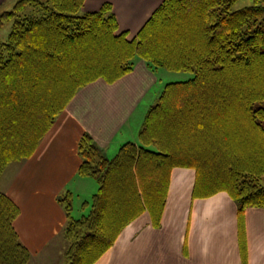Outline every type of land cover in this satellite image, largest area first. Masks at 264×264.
<instances>
[{
  "label": "trees",
  "instance_id": "16d2710c",
  "mask_svg": "<svg viewBox=\"0 0 264 264\" xmlns=\"http://www.w3.org/2000/svg\"><path fill=\"white\" fill-rule=\"evenodd\" d=\"M84 1L17 0L0 14V27L13 19L0 39V175L34 153L80 88L115 82L135 58L194 76L166 83L140 142L122 144L113 157L82 136L78 173L99 187L79 218L71 193L60 197L66 264H95L144 212L160 225L176 167L196 171L194 196L226 191L240 212L264 207V0L239 9L237 0H163L133 40L119 31L111 3L85 12ZM19 214L0 191V264L30 260L14 227Z\"/></svg>",
  "mask_w": 264,
  "mask_h": 264
},
{
  "label": "crops",
  "instance_id": "0c3cea01",
  "mask_svg": "<svg viewBox=\"0 0 264 264\" xmlns=\"http://www.w3.org/2000/svg\"><path fill=\"white\" fill-rule=\"evenodd\" d=\"M162 1L85 0L82 9L98 11L110 2L120 30L132 37ZM7 2L0 0V12ZM156 71L137 59L115 82L99 78L83 86L34 153L9 163L0 175V191L20 208L14 227L30 250V264H51V254H60L68 221L60 197L71 193L72 215L79 218L74 209L98 190L95 177L78 173L80 139L89 134L108 157L128 141L139 142L145 115L157 100L149 94L162 80ZM195 184L193 168H174L160 225L144 212L95 264H264V207L240 212L226 191L194 196Z\"/></svg>",
  "mask_w": 264,
  "mask_h": 264
},
{
  "label": "rangeland",
  "instance_id": "374dc122",
  "mask_svg": "<svg viewBox=\"0 0 264 264\" xmlns=\"http://www.w3.org/2000/svg\"><path fill=\"white\" fill-rule=\"evenodd\" d=\"M17 0H8V2L4 5V7L1 9V12L0 14L2 13V11L4 10H12L13 9V6L15 4ZM106 3V2H105ZM110 3V2H109ZM162 3V2H161ZM104 4V3H103ZM102 4V5H103ZM112 5V4H111ZM248 5H253V1L252 0H237L234 5H233V9H239V8H242V7H245V6H248ZM102 7V6H101ZM83 8V6H82ZM157 9V8H156ZM155 9V10H156ZM30 10V6H28L27 8V11ZM83 10V9H82ZM84 11V10H83ZM113 11V9H112ZM91 12H95V11H91ZM117 18V17H116ZM118 20V19H117ZM147 22V21H146ZM12 23H13V19H8V20H5L3 25L0 27V39L2 40H6L7 37H8V33H9V30H11V27H12ZM119 24V23H118ZM119 31H122L120 30V27H119ZM140 31V30H139ZM138 31V32H139ZM138 32L130 37L129 34L127 35V38L129 40H133L134 38H137V35H138ZM137 59H142L140 57H137L135 58V61ZM144 60V59H143ZM134 61V60H133ZM134 61V62H135ZM133 62V63H134ZM156 74L159 76L160 79H162L160 82H158L156 84V86L152 89L151 93L149 94V97H152V96H157V100H158V97L160 96L162 90H163V87L166 83L168 82H172V81H184V80H187V79H190L194 76V73L193 72H190V71H174V70H168L166 68H159L158 67V71H156ZM149 97L146 98V100L148 101ZM157 100H155L154 103L157 102ZM258 105H264V102L262 103H258ZM67 107V106H66ZM46 135V134H45ZM44 135V136H45ZM43 139V138H42ZM41 139V140H42ZM40 140V142H41ZM140 142V141H139ZM40 144V143H39ZM150 148H155L153 145L150 146ZM119 150V149H118ZM118 152V151H117ZM113 157V156H112ZM111 158V157H110ZM23 160V159H22ZM19 161V160H18ZM13 162V161H12ZM260 183L261 185H264V177L263 179L260 180ZM98 189V188H97ZM89 203L86 204L85 206H83V202L85 201V198H82L81 201L79 202V207L80 209L76 210L74 209V213L76 216H81L83 214H88L89 211H90V201H91V198H87ZM65 241H64V245L62 246V248H60L61 250H59L60 254L59 253H56V254H51L53 255V261H51L50 263L51 264H66L67 263V259L65 257V251L68 247V241L64 235V238H63ZM60 256V257H59ZM31 257H30V260L28 262V264H30L31 262Z\"/></svg>",
  "mask_w": 264,
  "mask_h": 264
}]
</instances>
